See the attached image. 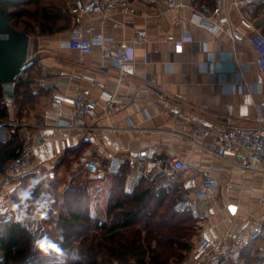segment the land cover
<instances>
[{
  "label": "crops",
  "instance_id": "1",
  "mask_svg": "<svg viewBox=\"0 0 264 264\" xmlns=\"http://www.w3.org/2000/svg\"><path fill=\"white\" fill-rule=\"evenodd\" d=\"M71 1L67 0L68 5ZM179 1L183 5L175 10L169 9L164 0H135L137 12L134 14L82 15L83 24L92 26L107 44L120 40L129 43L132 60L123 78H119L113 60L100 53L98 43L90 51L82 52L68 46V30L29 36L28 55H38L31 68V73L36 75L31 85L36 101L22 115H18L14 101L8 103L9 115L5 118L16 117L40 125L34 128L38 146L33 161L41 169L28 175L38 177L42 173L46 189L53 196L52 203L58 207L70 183L82 184L81 173H86L82 160L91 155L102 162L104 176L90 184L93 187L89 189L90 212L101 219L107 215L114 174L125 173L128 189L140 177L133 161L139 149L149 145L158 147L155 159L147 164V173L141 176L157 177L156 170L165 166L167 158L179 155L191 164V169L179 172L172 181L162 175V181L185 187V198L198 202L199 236L216 241L225 230L247 229L251 220L264 216V173L238 172L229 160L218 158L205 147L211 143L210 136L198 135L192 139L193 123L176 116L175 112H188L193 122L213 129L251 128L255 125V103L264 99V71L256 65V53L248 43L235 42L224 32L212 34L197 24L191 6L200 1L212 5L214 0ZM230 2L226 0L228 5ZM262 2L257 0V5ZM230 21L232 27L237 25L233 9ZM169 35L174 40L168 39ZM209 60L215 62L213 73L206 69ZM44 78L51 80L53 88L39 86L38 81ZM88 78L101 82L105 91L116 94V102H127V105L107 115L101 91L93 88L99 105L96 115L88 122L95 128L90 131L92 142L82 143L75 131L60 124L71 119L74 94L90 85ZM236 79L242 80L245 89H230ZM52 95L63 99L61 108L50 104ZM133 97L139 99L137 104L131 102ZM10 137L9 127L0 123V140ZM227 157L235 159L231 154ZM257 166L261 168L260 164ZM200 167H211L212 174L219 178L220 184L213 192L215 201L205 203L200 198L204 192ZM24 177L12 181L10 194L21 188ZM10 194L0 197V209L12 208ZM229 203L238 206L234 215L226 207ZM28 211L35 208L30 207ZM46 211L47 217L43 220L49 215L53 217L49 209ZM261 243H264V233L242 253V262L228 260L225 264H252L258 258ZM195 251L183 264H193L198 259L199 252Z\"/></svg>",
  "mask_w": 264,
  "mask_h": 264
},
{
  "label": "built area",
  "instance_id": "2",
  "mask_svg": "<svg viewBox=\"0 0 264 264\" xmlns=\"http://www.w3.org/2000/svg\"><path fill=\"white\" fill-rule=\"evenodd\" d=\"M166 6L175 10L183 4L179 0H164ZM72 13V25L68 29L67 44L70 48L88 52L94 43L100 45V53L113 60L119 78L127 74V65L132 60L129 43L120 40L116 44H107V40L101 34L95 33L92 26L84 25L83 14H98L104 17L110 16L114 12L134 14L137 12L135 0H72L68 5ZM197 18V24L206 28L210 33H226L235 42H246L256 53L255 63L258 68L264 71V13L257 11V0H231L230 4L226 0H214L210 5L205 1H200L191 6ZM235 10L237 14V25L232 27L230 21V10ZM142 38L137 37V40ZM168 39L174 40L172 35ZM183 39V38H182ZM31 57V56H29ZM208 72L215 71V62L209 60L206 65ZM21 72L16 80L24 76ZM76 75L75 73L72 75ZM82 77V76H81ZM90 85L78 90L72 100V116L65 123L60 124L63 128L75 131L80 136L82 143H91L90 131L95 127L88 122L90 117L97 113L98 101L92 93L93 88H98L100 95L104 97L103 109L107 115L113 114L126 107L127 102H116V94L103 89V84L94 78H88ZM40 87L53 88L51 80L44 78L38 81ZM231 90L242 91L245 89L241 79H236L230 84ZM257 90V86H255ZM131 102L137 104V97L130 98ZM3 102L12 103L13 100ZM50 104L53 107L61 108L63 99L60 96L52 95ZM175 115L186 122L193 123L191 135L210 136L211 143L207 147L218 158L229 160L230 163L241 174L249 171L264 173V99L255 103V125L251 128H241L229 126L224 129H213L192 121L188 112L177 111ZM0 123H5L9 127V134H16L22 138V145L18 153L2 166L0 174V197L10 194L12 181L16 178L27 176L32 171H40L41 166L34 164V151L38 146L35 127L32 124L16 117L0 118ZM130 126H134L130 124ZM158 152L156 145H149L139 149L134 155V167L138 174L147 173V164L155 159ZM227 154H231L235 159H228ZM260 164L261 168L257 165ZM83 168L89 176L101 178L104 176V165L102 162L89 155L82 160ZM191 169V164L183 161L177 154L167 158L164 167L156 170V175H164L166 180H176L179 172H187ZM202 176L203 194L200 197L205 203L215 201L213 192L218 188L219 178L212 174L211 167L198 168ZM40 173V172H39ZM38 177H43L42 173ZM38 185V193H46L50 214L55 217L58 213V204H53V196L46 189V178ZM177 207L185 208L195 217L200 218L198 202L189 197L177 202ZM229 213L234 215L237 211V204L226 205ZM8 207L2 213H9L13 210ZM35 216V219L31 217ZM28 219L21 223L32 233L42 234L46 231L45 221L35 211H28ZM264 233V216L251 220L247 229H227L219 240L212 241L206 236H199L196 250L199 252L198 259L193 264H225L228 260L242 262V253L252 244L254 240ZM184 261L181 263L183 264ZM252 264H264V243L258 247V258Z\"/></svg>",
  "mask_w": 264,
  "mask_h": 264
},
{
  "label": "trees",
  "instance_id": "3",
  "mask_svg": "<svg viewBox=\"0 0 264 264\" xmlns=\"http://www.w3.org/2000/svg\"><path fill=\"white\" fill-rule=\"evenodd\" d=\"M10 25L29 36L68 30L72 13L67 0H0ZM264 13V2L257 5ZM15 84L13 101L18 115L35 104L31 73ZM0 85V118L9 115L8 103L2 99ZM22 145L19 133L0 140V174L2 166L18 153ZM32 175L21 179L18 190L10 194V203L18 202V193ZM126 175L114 174L105 219L90 214L91 194L87 184L70 183L64 190L57 216H48L51 232L32 233L15 220L18 214L0 212V264H181L194 248L192 237L199 232V218L188 209L177 207L187 190L180 183L164 182L163 176H140L133 187H126ZM35 195L39 196L38 186ZM64 236L62 256L45 255L33 241L42 235L55 239Z\"/></svg>",
  "mask_w": 264,
  "mask_h": 264
},
{
  "label": "water",
  "instance_id": "4",
  "mask_svg": "<svg viewBox=\"0 0 264 264\" xmlns=\"http://www.w3.org/2000/svg\"><path fill=\"white\" fill-rule=\"evenodd\" d=\"M29 35L14 29L6 20L0 4V85L5 100H13L16 80L34 64L38 55H28Z\"/></svg>",
  "mask_w": 264,
  "mask_h": 264
},
{
  "label": "clouds",
  "instance_id": "5",
  "mask_svg": "<svg viewBox=\"0 0 264 264\" xmlns=\"http://www.w3.org/2000/svg\"><path fill=\"white\" fill-rule=\"evenodd\" d=\"M43 177L33 178L29 184L20 190L18 193V202L12 205V210L18 213L15 216V220L18 223H23L28 219V209L30 207L35 208L36 215L41 218L47 217L48 199L47 194L41 192L39 196L35 195V189L41 184ZM35 219V216L31 217ZM64 242V236L62 234L57 235L55 239L49 237L48 235H42L33 241V245L40 252L45 255L55 254L56 256H62L64 250L61 247Z\"/></svg>",
  "mask_w": 264,
  "mask_h": 264
},
{
  "label": "rangeland",
  "instance_id": "6",
  "mask_svg": "<svg viewBox=\"0 0 264 264\" xmlns=\"http://www.w3.org/2000/svg\"><path fill=\"white\" fill-rule=\"evenodd\" d=\"M71 3V2H70ZM262 12V11H261ZM35 35V34H34ZM89 178H91V180L89 179ZM96 179L97 178H94V177H90L89 175H88V173H85V172H83V173H81V181H82V183L83 184H87L88 185V188L89 189H91V187H93V186H91V185H93L94 184V182L96 181ZM91 184V185H90ZM93 189V188H92ZM89 192H90V194H91V191L89 190ZM90 214H91V212H90ZM93 217H97V216H95V215H93V214H91ZM99 218V217H98ZM99 219H101V218H99ZM46 226V231H44V232H47L48 233V231L49 232H51L52 230H53V226H50L49 224H47V225H45ZM198 238H199V232H197V235L196 236H193L192 237V242L194 243V248L190 251V252H188L187 253V255H186V257H185V260H187L189 257H190V255H192L191 253H193V251H195V245H196V242H197V240H198ZM196 252V251H195ZM184 260V261H185Z\"/></svg>",
  "mask_w": 264,
  "mask_h": 264
},
{
  "label": "snow or ice",
  "instance_id": "7",
  "mask_svg": "<svg viewBox=\"0 0 264 264\" xmlns=\"http://www.w3.org/2000/svg\"><path fill=\"white\" fill-rule=\"evenodd\" d=\"M0 211H3V209H0Z\"/></svg>",
  "mask_w": 264,
  "mask_h": 264
}]
</instances>
